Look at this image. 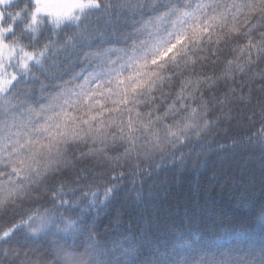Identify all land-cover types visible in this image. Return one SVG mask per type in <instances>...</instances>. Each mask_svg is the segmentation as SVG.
Wrapping results in <instances>:
<instances>
[{"label":"snow or ice","instance_id":"snow-or-ice-1","mask_svg":"<svg viewBox=\"0 0 264 264\" xmlns=\"http://www.w3.org/2000/svg\"><path fill=\"white\" fill-rule=\"evenodd\" d=\"M213 161L264 176V0H0V264H264L176 214Z\"/></svg>","mask_w":264,"mask_h":264},{"label":"trees","instance_id":"trees-1","mask_svg":"<svg viewBox=\"0 0 264 264\" xmlns=\"http://www.w3.org/2000/svg\"><path fill=\"white\" fill-rule=\"evenodd\" d=\"M184 190L190 193L191 200L186 205L181 202L175 210L177 215H182L187 208L203 215L204 226H209L214 218L216 223L211 225L214 228L232 226L259 231L252 219L264 205V176L258 167L250 164L242 170L235 161L226 162L223 166L213 161L203 174L186 178Z\"/></svg>","mask_w":264,"mask_h":264}]
</instances>
